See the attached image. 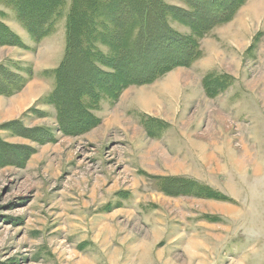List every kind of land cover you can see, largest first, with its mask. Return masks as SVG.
<instances>
[{
	"label": "rangeland",
	"instance_id": "rangeland-1",
	"mask_svg": "<svg viewBox=\"0 0 264 264\" xmlns=\"http://www.w3.org/2000/svg\"><path fill=\"white\" fill-rule=\"evenodd\" d=\"M240 1L201 58L103 99L85 133L65 134L82 121L61 119L56 86L12 121L0 103V264H264V0ZM73 2L37 42L0 0L30 39L5 24L22 46L0 45V65L24 88L52 81L36 69L67 45ZM168 54L154 45L140 75Z\"/></svg>",
	"mask_w": 264,
	"mask_h": 264
},
{
	"label": "trees",
	"instance_id": "trees-1",
	"mask_svg": "<svg viewBox=\"0 0 264 264\" xmlns=\"http://www.w3.org/2000/svg\"><path fill=\"white\" fill-rule=\"evenodd\" d=\"M176 1L181 5L166 0H74L67 18L65 57L54 72L56 87L48 96L61 119L73 113L77 121H82L71 131L64 126L65 134L73 130L82 134L99 125L92 111L103 99L113 103L127 87L150 83L175 67H188L201 58L199 40L215 26L230 21L242 3ZM13 4L25 29L40 42L55 31L65 0H13ZM173 24L187 31H179ZM156 44L169 53L167 58L140 75L148 67L144 62L147 51ZM0 45L22 46L2 20ZM172 48L179 52L173 53ZM26 82L0 65V95L19 92Z\"/></svg>",
	"mask_w": 264,
	"mask_h": 264
},
{
	"label": "crops",
	"instance_id": "crops-1",
	"mask_svg": "<svg viewBox=\"0 0 264 264\" xmlns=\"http://www.w3.org/2000/svg\"><path fill=\"white\" fill-rule=\"evenodd\" d=\"M5 24L8 25V27L14 33H16L24 42L30 41V39L27 38L28 33L21 27V25L16 20L15 22L12 20L6 21ZM60 35L59 34L57 35L58 38L56 36H50L46 41H48L49 39H52L53 37H55V40H56L62 37L65 38L66 36V34L62 36ZM65 48H66V45H64L63 43L62 48H59L60 51L53 55L54 59L52 60L51 64L48 65L46 69H43V68L36 69L37 70L36 74L44 70L58 69L59 64L63 60L62 58H64L65 51H66ZM45 85L46 84H43L42 81H40V78L38 76H35L34 79L30 81L28 86H26L21 93L15 96L9 97V98L0 96V103L10 101V104H11V109L8 111L7 118L4 119L3 121H12L14 119H17L24 111H26L30 106H32V104H34L36 101L42 98L46 93L48 92L50 93L54 89V86L56 85L54 76L52 78V81L49 82L48 86H45Z\"/></svg>",
	"mask_w": 264,
	"mask_h": 264
}]
</instances>
